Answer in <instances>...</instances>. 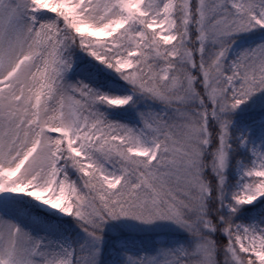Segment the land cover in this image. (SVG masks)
<instances>
[{
	"label": "snow or ice",
	"instance_id": "obj_1",
	"mask_svg": "<svg viewBox=\"0 0 264 264\" xmlns=\"http://www.w3.org/2000/svg\"><path fill=\"white\" fill-rule=\"evenodd\" d=\"M0 264H264V0H0Z\"/></svg>",
	"mask_w": 264,
	"mask_h": 264
}]
</instances>
